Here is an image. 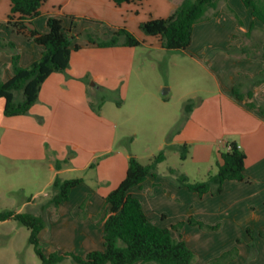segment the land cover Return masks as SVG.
I'll return each mask as SVG.
<instances>
[{
  "label": "crops",
  "instance_id": "crops-1",
  "mask_svg": "<svg viewBox=\"0 0 264 264\" xmlns=\"http://www.w3.org/2000/svg\"><path fill=\"white\" fill-rule=\"evenodd\" d=\"M182 1L143 0L138 4L117 6L112 0H46L42 16L36 18L34 24L40 32L46 33L47 20L52 16L63 19L67 30L71 27L67 16H75L107 34L126 27L146 42L151 39L142 34L140 24L151 18L168 17ZM11 8L10 0H0V37L16 44L20 64L28 67L40 58L42 48L8 29ZM230 9L240 17L241 24L229 12ZM206 16L195 26L192 43L185 54L201 66L210 82L196 90L194 98L199 102L191 109L174 138H163L165 140L158 144L160 152L165 150L166 153L158 175L150 176L141 187L132 189V193L140 199L150 220L158 225L157 216L165 220L170 218V212L163 206L167 203L176 206L177 213L169 220L172 223L191 215L207 222L208 215L218 212L240 218L242 226L251 228L255 234L264 233V84L254 85V80L264 70V58L261 57L264 41L257 35H264V26L253 18L242 0H217V7L210 9ZM252 23L256 29L248 36ZM76 43L83 48L72 53L66 72L53 73L47 78L41 87L39 100L29 114L6 117L5 100L0 99V179L13 171L38 166L53 172L51 184L57 177L73 179L65 176L70 171L81 173L75 178H82V184L72 190L69 201L56 209L58 221L64 218L63 210L74 196L81 200L89 197L88 218L98 215L100 208H94V202L98 201L104 209L105 197L126 176L130 156L147 164L133 151L127 155L115 152L116 124L106 116L105 104L97 106L91 100L84 81L88 79L96 88L107 89L106 85L112 78L115 84L119 76L125 77L124 69L126 65L134 64L136 51H131L129 63L126 56L130 51L123 47L100 48L81 38ZM149 46L162 49L158 37L154 42L151 40ZM232 46L246 47L247 50L230 51ZM0 75L4 81L13 75L11 54L7 51L0 52ZM234 87L245 95L243 102L236 99ZM250 92L253 93L251 98L248 96ZM249 103L256 108L248 107ZM118 108L121 110L122 107ZM231 142H236L246 155L245 179L225 182L220 194L199 197L160 171L169 159V152L177 154L176 147L187 144L197 164H207L206 175L201 178L205 179L214 167L217 173V164L227 150L226 144ZM148 152L146 149L144 155ZM154 156L148 154L146 158L150 161ZM57 163H61L60 170L56 168ZM93 163L95 168H90ZM189 173L186 171L193 182H199ZM8 192L1 188L0 199L5 198ZM100 213L94 222L103 228L105 211ZM91 219L82 221L83 226L90 224L92 227Z\"/></svg>",
  "mask_w": 264,
  "mask_h": 264
},
{
  "label": "trees",
  "instance_id": "trees-1",
  "mask_svg": "<svg viewBox=\"0 0 264 264\" xmlns=\"http://www.w3.org/2000/svg\"><path fill=\"white\" fill-rule=\"evenodd\" d=\"M117 6L131 3H141L143 0H112ZM244 6L251 11L254 19L264 26V0H242ZM11 12L8 15L7 27L33 41L42 48L41 56L30 66L20 64V53L16 44L0 37V52L11 54L12 77L4 81L0 75V99L5 100L4 114L6 117L29 114L31 108L38 102L43 83L53 73L66 72L70 66L73 52L82 48L76 40L85 36L88 44L99 47L125 46L138 47L142 41L126 27L118 29L112 34H105L102 39L99 34L86 32L75 34L80 18L67 16L71 20V27L66 30L63 19L50 16L47 20L48 32H40L34 24L36 18L42 16V8L46 0H10ZM217 7V0H183L168 17L151 18L142 22L139 29L148 36L158 37L161 47L170 51H185L192 43L195 26L207 18V12ZM238 23L240 17L233 9L229 10ZM96 22V21H94ZM256 29L252 23L250 36ZM241 50L246 47L232 46L230 51ZM264 58V54L261 56ZM264 84V70L254 80L255 86ZM233 93L239 102H243L245 95L236 87ZM18 96H21L18 99ZM248 96L251 98L253 93ZM187 105L188 113L191 109ZM248 107L256 108L249 103ZM263 111L261 107H258ZM229 149L222 153L218 162V171L210 175L205 181L192 182L186 174H179L170 169V175L175 176L180 186L197 193L200 197L206 194H220L227 181H244L246 155L236 142L228 143ZM185 160L189 153V145L176 147ZM166 160L165 150L159 152L147 164L141 163L135 156L129 158L127 173L122 182L105 197L103 217L104 250H94L85 256L71 251H55L46 254L41 246L40 235L47 226L45 215L20 213L15 210L0 211V222L16 221L31 231L29 242L34 247L36 255L43 264H62L72 261L76 264H192L195 253L186 241L182 230L185 226H198L204 230H217L218 226H211L188 216L171 227H163L151 221L145 212L139 198L133 195L132 189L141 187L150 177L157 176L159 165ZM95 163L90 168L95 167ZM56 168L61 169V163ZM82 178L62 179L57 177L53 183V196L43 206L44 210L51 207L59 208L62 203L69 201L73 189L82 184ZM87 203V201H85ZM84 203V204H85ZM84 217H89L86 213ZM98 215L91 216L97 221ZM253 235L252 230H248ZM177 233V236L173 235ZM238 255V250L225 252L211 264H228Z\"/></svg>",
  "mask_w": 264,
  "mask_h": 264
},
{
  "label": "rangeland",
  "instance_id": "rangeland-1",
  "mask_svg": "<svg viewBox=\"0 0 264 264\" xmlns=\"http://www.w3.org/2000/svg\"><path fill=\"white\" fill-rule=\"evenodd\" d=\"M222 5L225 6L224 2ZM78 22L73 28L75 34L91 32L98 33L102 39L105 38L106 33L100 31L99 27L88 24L85 19ZM87 26L89 28H85ZM142 34L147 39L156 41V37ZM257 35L264 41V35L259 33ZM80 38L86 40L85 36ZM151 40L142 41L138 47L112 46L123 47L130 51L126 56L129 63L132 60L131 51L135 50L136 54L134 64L126 65L124 69L125 77L122 79V76H119L115 84L112 78L106 85L107 89H98L93 85V81L84 80L91 100L97 106L105 104L106 116L116 124L115 152L127 155L133 151L142 156L143 162L146 163L149 162L146 155L159 154L158 144L161 140H165L163 138L168 140L174 138L188 117L187 105L190 104V108H193L199 102L194 98L196 90L210 82L206 72L191 59L190 55L185 54V51L152 48L149 46ZM166 89H168L167 94L164 93ZM118 107H122L121 110ZM165 132L168 137L164 135ZM146 149L149 152L144 155ZM180 155V151L177 154L170 151L169 159L160 171L170 176L176 184L175 176L170 175V169H175L179 174H186L188 171L199 182L208 178L201 179L206 175L207 164L198 165L193 158L192 150L185 160H182ZM215 170L214 167L210 174H215ZM52 173L48 168L38 166L4 175V179H0V189L9 192L5 194V198L0 199V211L15 210L20 213L45 215L47 226L42 231L40 239L46 254L71 251L85 256L90 251L104 250L103 228L91 218L84 217L89 204L85 201H88L89 197H83L81 200L74 196L63 210L64 218L60 221L56 220L58 218L56 208L43 209L54 194L53 183L51 184ZM80 174L70 171L65 176L75 178L81 176ZM94 203L93 207L100 208V212L103 213V207L99 206V202ZM163 206H166L165 209L170 212V218L165 220L157 216L156 219L160 222V226L171 227L176 224L169 221L177 213L176 206L173 204L169 206L167 203H163ZM207 217L209 220L207 222L194 218L208 225L218 226L217 230H204L189 225L182 230L188 245L196 255L192 264H211L222 254L235 248L238 250V255L228 264H264V233L253 232L251 235L248 231L251 228L243 227L239 222L240 218L227 213L212 212ZM87 219L93 221L92 227L90 224L83 226V222ZM30 234L28 228L16 221L0 222V264H43L29 242ZM173 235L177 236V233L173 232ZM62 264L76 263L67 261Z\"/></svg>",
  "mask_w": 264,
  "mask_h": 264
},
{
  "label": "water",
  "instance_id": "water-1",
  "mask_svg": "<svg viewBox=\"0 0 264 264\" xmlns=\"http://www.w3.org/2000/svg\"><path fill=\"white\" fill-rule=\"evenodd\" d=\"M167 92H168V89H166L164 93L167 94Z\"/></svg>",
  "mask_w": 264,
  "mask_h": 264
},
{
  "label": "built area",
  "instance_id": "built-area-1",
  "mask_svg": "<svg viewBox=\"0 0 264 264\" xmlns=\"http://www.w3.org/2000/svg\"><path fill=\"white\" fill-rule=\"evenodd\" d=\"M226 148L229 149L228 144H226Z\"/></svg>",
  "mask_w": 264,
  "mask_h": 264
}]
</instances>
